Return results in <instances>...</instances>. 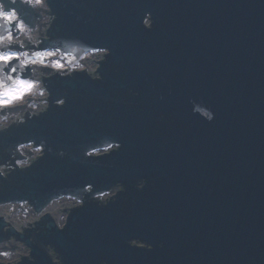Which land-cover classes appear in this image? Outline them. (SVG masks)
<instances>
[{
  "label": "water",
  "instance_id": "95a60500",
  "mask_svg": "<svg viewBox=\"0 0 264 264\" xmlns=\"http://www.w3.org/2000/svg\"><path fill=\"white\" fill-rule=\"evenodd\" d=\"M46 2L44 46L108 54L98 77H47L46 110L0 129V151L24 141L44 150L0 172V203L39 211L60 195L122 187L107 204L69 211L63 227L46 215L5 231L0 216V241L31 248L12 264H264V0ZM0 21V34L14 27ZM111 142L120 147L84 155Z\"/></svg>",
  "mask_w": 264,
  "mask_h": 264
},
{
  "label": "clouds",
  "instance_id": "9594fccd",
  "mask_svg": "<svg viewBox=\"0 0 264 264\" xmlns=\"http://www.w3.org/2000/svg\"><path fill=\"white\" fill-rule=\"evenodd\" d=\"M12 11H4L3 5L0 4V15L9 16L11 15ZM22 64H26L27 61H21ZM13 70V69H12ZM9 80H12V77H8ZM24 80H21L19 78L13 80V83L11 86L8 87H0V105H9L14 100L19 99L22 97V94L26 92V89H28V84L23 83ZM63 100V99H60ZM209 120L213 119V114L211 111H206L204 113ZM116 147L119 148V143L116 144ZM91 153H84V155H90ZM60 155H64V152L61 151ZM62 227V226H61Z\"/></svg>",
  "mask_w": 264,
  "mask_h": 264
},
{
  "label": "snow or ice",
  "instance_id": "6c2138e0",
  "mask_svg": "<svg viewBox=\"0 0 264 264\" xmlns=\"http://www.w3.org/2000/svg\"><path fill=\"white\" fill-rule=\"evenodd\" d=\"M0 18H4V19H7L9 21H13L16 18V13L12 12L11 15H9V16L0 15ZM17 58L18 57H17L16 53L0 54V64H8ZM13 71H15V69H13ZM23 83L28 84V89H30L32 87V85L28 82H23ZM28 89H26V91ZM64 102H65L64 100H60V99H58L56 101V103L61 104V105H63ZM109 147H111V145H109ZM141 187H142V185H141ZM89 190H90V188H89Z\"/></svg>",
  "mask_w": 264,
  "mask_h": 264
}]
</instances>
